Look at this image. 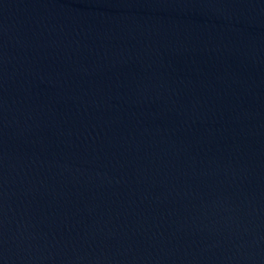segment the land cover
<instances>
[{
  "label": "water",
  "instance_id": "1",
  "mask_svg": "<svg viewBox=\"0 0 264 264\" xmlns=\"http://www.w3.org/2000/svg\"><path fill=\"white\" fill-rule=\"evenodd\" d=\"M0 264H264V0H0Z\"/></svg>",
  "mask_w": 264,
  "mask_h": 264
}]
</instances>
